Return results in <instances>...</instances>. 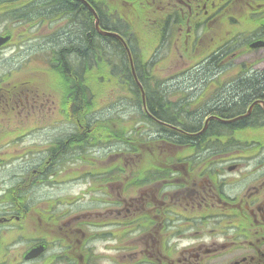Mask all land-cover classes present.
<instances>
[{"label": "flooded vegetation", "instance_id": "obj_1", "mask_svg": "<svg viewBox=\"0 0 264 264\" xmlns=\"http://www.w3.org/2000/svg\"><path fill=\"white\" fill-rule=\"evenodd\" d=\"M0 1V35L11 36L0 53L12 46L13 28L43 35L44 55L34 58L52 75L55 8L41 4L55 0ZM67 1L80 20L64 27L66 54L69 63L82 65L81 74L56 79L60 119L40 161L25 174L17 166L7 169L0 190V264H264V0H143L141 64L159 63L170 73L140 77L132 70L140 42L134 25L107 6L118 30L101 27L110 33L105 36L94 25L89 38L87 16L95 22L92 10L97 13L102 0ZM120 1L135 10V0ZM74 33L79 53L71 48ZM89 40L96 42L90 74ZM104 44L123 63L121 83L134 87L141 104L126 122L95 114L98 97L89 75L104 65ZM9 82L0 78V113L15 121L50 102L39 78ZM29 93L32 102H24ZM28 126L5 125L8 138L0 143L12 144L5 162L23 159L20 138ZM119 127L128 131L122 138ZM42 129L34 124L33 130ZM88 178L92 183L82 194L24 201L25 190H38L49 179L55 187ZM87 194H95L94 201L79 203Z\"/></svg>", "mask_w": 264, "mask_h": 264}, {"label": "rangeland", "instance_id": "obj_2", "mask_svg": "<svg viewBox=\"0 0 264 264\" xmlns=\"http://www.w3.org/2000/svg\"><path fill=\"white\" fill-rule=\"evenodd\" d=\"M142 1L143 0H141V2ZM114 5H116V0H109L108 6L113 7ZM132 14V19L128 18V21L134 25L135 33L137 34L140 41L134 44L136 56L140 60L141 47L146 45L144 8H141V12L138 14V16H136L134 13ZM125 15L126 17H131L130 13ZM58 26L63 29L64 23L58 24ZM0 27H4L2 22H0ZM12 31L14 33L12 46L9 47L5 53H0V78L4 76L9 77L11 82L8 84H20V81L22 80L32 81L38 80L39 78V81L41 82L42 96L43 98H49L50 102L46 101L44 106L45 110L42 109L39 113L34 110H28L27 112L18 116L19 122L29 124L28 127H24V132L26 134L24 137L20 138L24 149L23 159L21 161L15 162L14 160H11L9 162H5L4 156L12 144L6 146V144L3 145V143H0V190L4 189L5 186H3V183L7 181L6 177L10 174L9 170L7 169H14L17 166L18 172L20 173L23 171L25 174L27 169L31 170L34 165L40 161V155H42L41 151L45 149L47 142L50 139H53L54 135L57 134V131L51 128H53L55 122H59L60 119L58 111L55 109L58 107V104H60L59 94L61 93V88L56 82L57 77L54 78V76L44 68L45 63L38 64L35 60V58H38V56L42 57L44 55L43 53L39 52L40 47L43 46L44 36L34 35L32 37L30 34L21 35V32L23 31L20 28H13ZM138 38L136 37L137 41ZM31 54L33 55L32 57H30ZM150 54L152 56L153 52H148L146 56L144 55L143 59L147 60ZM157 55H159V52ZM158 57L159 56H157V58ZM104 61V65L101 66L98 71H94L91 73V75H89V85L92 87V90L95 94H97L98 97L95 114H97L99 118L105 119V121L111 118L116 120V122H124L123 119L126 122L127 119L134 116V113L137 114V109L141 105L138 104L139 98L135 97L131 93V90L134 87L121 83V74L118 75V71L122 69V63L119 62V59L114 53V49L112 47L105 51ZM107 61H109L111 64L106 63ZM153 67L154 74L162 75L170 73V70L168 69H158L157 67H159V63L157 65L154 64ZM2 94L3 93H0V96ZM30 96L31 94L29 93V97L26 98L24 94L23 101H31ZM137 106L139 107L137 108ZM26 107L28 109L29 105H26ZM18 121H15V118H13L12 115L0 113V139L8 138L2 136V134H4L5 125L8 123H18ZM35 123L43 124V129L33 130ZM11 128L14 129V127H7V129ZM122 128L123 127H119L118 129L120 138H122L123 134L128 133V131H125ZM95 132L96 131L93 129L92 133L94 134ZM141 134L142 133L139 132L136 137L142 138ZM119 144L118 148L122 150L124 143L119 142ZM151 144L153 145L154 143ZM98 155H103V153ZM47 181L48 182L44 185V187H41L38 190L30 188L29 190H25L24 201L29 203H44L49 202L51 197H56L59 195L68 194L71 196H76L78 194H82L84 190L89 188V183H92V179L88 178L79 182H74L75 184L72 185L67 183L65 185L51 187L50 183L52 180L49 179ZM28 183L30 184L31 181ZM94 198L95 194H87L83 200L79 201V203H89L94 201Z\"/></svg>", "mask_w": 264, "mask_h": 264}, {"label": "trees", "instance_id": "obj_3", "mask_svg": "<svg viewBox=\"0 0 264 264\" xmlns=\"http://www.w3.org/2000/svg\"><path fill=\"white\" fill-rule=\"evenodd\" d=\"M12 2H7V3H17L15 2L16 0H10ZM89 2H91V0H89ZM1 4V1H0ZM70 2L67 0H55L54 3H51V1H47L46 3H42L41 6H45L46 8L51 7V5H54L55 8V20H56V27L58 26V24L64 23V27L67 26L68 24V20L71 19L73 21L77 20L79 21L80 18L75 19L73 17V15L70 14L69 10H72L71 7L69 6ZM143 4V2H135L136 8L140 11V6ZM108 6L107 2L105 0H102V4H98L96 6V10L97 13L100 17V23H101V27L106 28V30L108 28L117 31L118 29L111 23V17L113 15L108 14V10L106 9V7ZM68 8V9H67ZM125 10L123 9V7L121 6V12H124ZM109 15V17L107 16ZM109 21H108V19ZM63 29L58 26L57 27V31H56V40L54 42V50H55V59L54 61L51 63V67H52V75L54 77H62V76H67V74H71L72 76H78L81 74V70H82V65L78 62V60L73 61L72 63L68 62L67 59V46H68V40L70 38V36H67V34L65 35V29ZM87 27H88V35L89 38L91 36V33L94 31V20H93V16L91 14H88L87 16ZM72 42H71V48L73 49V51L79 53L80 51V43L81 41L80 39V35L78 33H74L72 34ZM90 40L88 41V64H87V68H88V72L90 74V70L94 67V60L92 59V55L95 54V50H96V42H93V45H91ZM107 49H110V46L107 44H104L102 47V50L105 54V51ZM120 60L121 57L119 56ZM122 63V62H121ZM123 64V63H122ZM151 64H146V65H142L141 64V60H139L137 58V56L135 55V69H136V73L137 76H142L144 74H152L153 71L151 70ZM124 73V72H122ZM74 88V87H73ZM70 90V89H69ZM73 90V89H72ZM74 90L77 92L79 91V89H75ZM78 95V94H77ZM92 100V95L90 94V91L88 90V107L89 108H93L92 104L90 103V101ZM160 100V99H159ZM151 106V105H150ZM94 130L96 131V129L94 128Z\"/></svg>", "mask_w": 264, "mask_h": 264}, {"label": "water", "instance_id": "obj_4", "mask_svg": "<svg viewBox=\"0 0 264 264\" xmlns=\"http://www.w3.org/2000/svg\"><path fill=\"white\" fill-rule=\"evenodd\" d=\"M94 16L96 18V22H95V27H96V30L103 34V35H110L109 33H106V32H102L101 29H100V26H99V19H98V16L96 13H94ZM10 40V37L7 36V37H2L0 36V47L4 44H6L8 41Z\"/></svg>", "mask_w": 264, "mask_h": 264}]
</instances>
